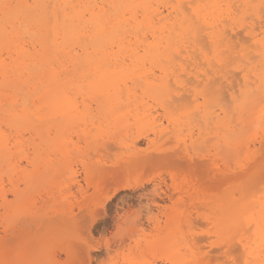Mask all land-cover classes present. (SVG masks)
I'll return each mask as SVG.
<instances>
[{
	"label": "rangeland",
	"instance_id": "rangeland-1",
	"mask_svg": "<svg viewBox=\"0 0 264 264\" xmlns=\"http://www.w3.org/2000/svg\"><path fill=\"white\" fill-rule=\"evenodd\" d=\"M242 1L228 0L235 18L229 45L236 46L224 72L229 49L215 47L202 28L198 45L189 36V51L200 55L189 52L193 60L180 72L189 90L178 102L150 99L136 87L124 108L108 113L85 90L72 91L74 117L45 111L33 121L10 168L0 163V264L253 263L250 249L225 245L221 236L227 216L254 217L264 208V89L247 96L243 84L244 75L252 82L264 69L247 35L252 24L264 37V0ZM149 65L139 76L160 78L161 67ZM225 69L229 80L221 78Z\"/></svg>",
	"mask_w": 264,
	"mask_h": 264
},
{
	"label": "bare ground",
	"instance_id": "bare-ground-1",
	"mask_svg": "<svg viewBox=\"0 0 264 264\" xmlns=\"http://www.w3.org/2000/svg\"><path fill=\"white\" fill-rule=\"evenodd\" d=\"M239 1L241 5L242 0ZM242 3L243 7H250L249 0H243ZM231 7L228 0H0V163L9 167L8 164L13 159L10 158L14 155L12 150L22 147L20 140L23 134L33 128L35 119H43L46 112L56 111L63 116L65 114L74 117L75 99L70 96L72 94L69 95L72 91L81 93L80 91L85 90L90 100L96 99V104L98 101V109L107 110L108 113L109 110L116 112L119 106H125L126 103L122 101L124 97L127 101L135 97L136 87L142 90L143 96L146 95L150 99L172 102L177 98L178 102L182 98L181 91L188 89L187 83L185 84L187 80L184 81L182 75L189 67L187 63L191 58L193 60L189 44H197L199 39L195 41V38L201 36L197 33H202L197 29L206 31L203 32L204 36L206 35V39L215 47L229 49L231 54L225 49L221 51L222 54L226 52L227 56L224 58L226 60H223L224 64L222 62L220 67L218 65L220 71L223 67L226 68L227 57L235 53L233 46L236 44L229 45L234 35L230 37L227 33V27L232 33L234 31L231 26L235 24V18ZM263 20L259 22L263 24ZM252 27L251 24L246 32L258 47L256 53H259L258 56L262 58L261 63L264 65V37L257 39ZM189 36L195 37L191 43ZM246 48L243 50L247 51ZM249 52L242 57H246ZM146 63L151 67H161L162 76L154 78L148 76L150 73L139 76V73L143 72L139 69L147 65ZM65 64L69 65L68 68L71 66L72 72L75 73L72 75L74 78L69 75L70 71L67 73L66 69H63ZM164 65H167L166 69ZM173 68L182 75H173ZM226 73L229 72L225 69L221 78H227ZM170 75L174 76L173 83ZM243 78L247 96L252 93V87H255V93L260 87L264 89V69L258 74H253L252 82L249 80L250 75H244ZM81 79H85V82L82 83ZM233 81H230V84ZM129 84L133 87L130 88ZM225 102L227 103V100ZM108 113L106 116H110L111 113ZM208 116L211 115H205L206 120L209 119ZM244 116L246 117L245 114ZM111 117V120L114 119ZM260 117L264 121V114ZM119 119L121 117L117 119L118 122ZM40 122L43 124L44 121ZM209 122L210 120L207 121ZM38 128L37 131L40 130ZM225 131H230L229 127ZM256 215L257 213L254 214L256 219L253 213L246 212L227 216L221 236L225 245L231 247L237 242L243 253L250 249L246 255L252 257L253 261L247 256L245 258L251 260L252 264H264V208L258 215L259 219ZM253 226L255 232L251 238L248 232ZM250 241L255 242V245L252 244L256 247H249ZM237 250L240 251V248ZM231 261L233 263V260Z\"/></svg>",
	"mask_w": 264,
	"mask_h": 264
}]
</instances>
